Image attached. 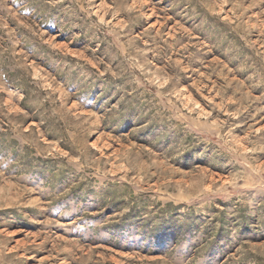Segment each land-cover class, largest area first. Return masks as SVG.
<instances>
[{
    "label": "rangeland",
    "instance_id": "1",
    "mask_svg": "<svg viewBox=\"0 0 264 264\" xmlns=\"http://www.w3.org/2000/svg\"><path fill=\"white\" fill-rule=\"evenodd\" d=\"M0 264H264V0H0Z\"/></svg>",
    "mask_w": 264,
    "mask_h": 264
}]
</instances>
